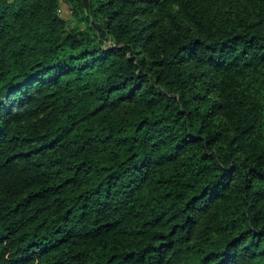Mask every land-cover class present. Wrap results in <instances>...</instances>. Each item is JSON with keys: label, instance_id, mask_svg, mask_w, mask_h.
<instances>
[{"label": "trees", "instance_id": "1", "mask_svg": "<svg viewBox=\"0 0 264 264\" xmlns=\"http://www.w3.org/2000/svg\"><path fill=\"white\" fill-rule=\"evenodd\" d=\"M0 264H264V0H0Z\"/></svg>", "mask_w": 264, "mask_h": 264}, {"label": "rangeland", "instance_id": "2", "mask_svg": "<svg viewBox=\"0 0 264 264\" xmlns=\"http://www.w3.org/2000/svg\"><path fill=\"white\" fill-rule=\"evenodd\" d=\"M62 15L65 19L71 21L73 25H76L77 22L76 18L72 15L71 10L65 5H63Z\"/></svg>", "mask_w": 264, "mask_h": 264}]
</instances>
